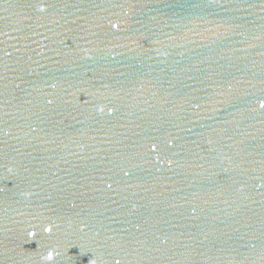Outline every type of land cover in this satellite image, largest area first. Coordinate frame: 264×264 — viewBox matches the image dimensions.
<instances>
[{
  "label": "water",
  "instance_id": "water-1",
  "mask_svg": "<svg viewBox=\"0 0 264 264\" xmlns=\"http://www.w3.org/2000/svg\"><path fill=\"white\" fill-rule=\"evenodd\" d=\"M261 101L264 0H0V264H264Z\"/></svg>",
  "mask_w": 264,
  "mask_h": 264
},
{
  "label": "snow or ice",
  "instance_id": "snow-or-ice-1",
  "mask_svg": "<svg viewBox=\"0 0 264 264\" xmlns=\"http://www.w3.org/2000/svg\"><path fill=\"white\" fill-rule=\"evenodd\" d=\"M113 27L116 28V27H118V26L115 25V24H113ZM259 107H260V108H264V101H261V102L259 103Z\"/></svg>",
  "mask_w": 264,
  "mask_h": 264
}]
</instances>
